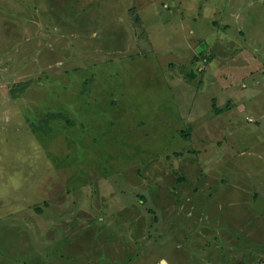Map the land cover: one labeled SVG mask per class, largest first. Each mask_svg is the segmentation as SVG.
Wrapping results in <instances>:
<instances>
[{"label": "rangeland", "instance_id": "1", "mask_svg": "<svg viewBox=\"0 0 264 264\" xmlns=\"http://www.w3.org/2000/svg\"><path fill=\"white\" fill-rule=\"evenodd\" d=\"M101 260L264 264V0H0V264Z\"/></svg>", "mask_w": 264, "mask_h": 264}, {"label": "crops", "instance_id": "2", "mask_svg": "<svg viewBox=\"0 0 264 264\" xmlns=\"http://www.w3.org/2000/svg\"><path fill=\"white\" fill-rule=\"evenodd\" d=\"M103 257H105V256H103ZM102 261H103V264H112V262L110 263V260L109 261L108 260H101L100 262H97V263H102ZM97 263H95L94 261H92L91 264H97Z\"/></svg>", "mask_w": 264, "mask_h": 264}, {"label": "trees", "instance_id": "3", "mask_svg": "<svg viewBox=\"0 0 264 264\" xmlns=\"http://www.w3.org/2000/svg\"><path fill=\"white\" fill-rule=\"evenodd\" d=\"M44 206H46V204H45ZM35 210H36L37 212H39L41 209H40V208H36Z\"/></svg>", "mask_w": 264, "mask_h": 264}]
</instances>
